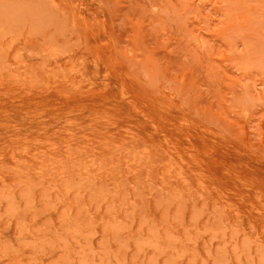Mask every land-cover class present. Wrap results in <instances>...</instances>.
I'll return each instance as SVG.
<instances>
[{
  "label": "rangeland",
  "instance_id": "1",
  "mask_svg": "<svg viewBox=\"0 0 264 264\" xmlns=\"http://www.w3.org/2000/svg\"><path fill=\"white\" fill-rule=\"evenodd\" d=\"M0 264H264V0H0Z\"/></svg>",
  "mask_w": 264,
  "mask_h": 264
}]
</instances>
